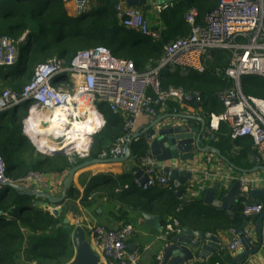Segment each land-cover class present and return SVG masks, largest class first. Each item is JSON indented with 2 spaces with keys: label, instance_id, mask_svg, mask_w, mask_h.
I'll return each instance as SVG.
<instances>
[{
  "label": "trees",
  "instance_id": "obj_1",
  "mask_svg": "<svg viewBox=\"0 0 264 264\" xmlns=\"http://www.w3.org/2000/svg\"><path fill=\"white\" fill-rule=\"evenodd\" d=\"M94 1L95 6L73 18L65 9V0H0V37H11L20 47L15 69L13 66L0 69L3 72L0 75V95L5 88L20 93L36 65L52 58L64 59L68 64L77 52L97 46L106 47L116 58L132 61L138 72H145L157 66L164 55L165 45L188 36L190 26L185 16L192 8L198 11L196 23L202 25L205 15L218 5V0L173 1L172 6L161 15L164 32L153 39L122 26L115 11L118 0H92L91 4ZM228 59V54L215 52L201 75L192 71L185 76L162 71L161 88H181L187 96H197L207 115H219L224 109L217 100V93L230 86V82L222 81L217 71L228 66ZM241 91L245 96L264 100V79L243 77ZM170 104L175 106L173 102ZM21 107L22 112L17 116ZM27 108L28 104L20 105L0 114V155L7 165L9 176L15 181L30 171L63 173L71 168L68 157L63 154H38L22 134L21 121L27 115ZM98 109L105 125L92 138L88 155L91 159L109 150L124 135L123 118L112 114L104 104L99 103ZM10 112L13 114L9 117ZM230 133L228 125L220 123L213 134L214 139H205L229 164L241 170L252 169V159L258 157L255 156L252 139L248 136L231 139ZM89 143L88 137L87 145ZM130 147L137 154V160L148 153L144 141H135ZM83 161L77 159L78 164ZM125 185L127 189L123 188ZM118 188L121 190L115 192ZM90 192L99 194L96 199L115 200L126 209L158 215L163 229L173 219L178 222L179 228H184L186 224L182 219L190 213L192 206L212 209L204 205L203 192L196 198L181 201L177 199L174 189L164 187L156 196H152L149 190L141 191L136 186L131 174L116 179L109 175L93 177L85 188V197L81 199L85 206ZM67 194L71 200L79 197L78 191L71 187ZM36 200L39 199L34 195L18 192L8 186L0 190V264H16L20 259L24 264H65L72 258L73 226L63 224L62 216L54 217L48 210L34 207ZM230 213L232 217H227L224 211L218 210L215 214L196 219L203 220L205 226H210L207 228L210 231L235 230L243 221L239 201L233 204ZM121 214L125 215L123 211ZM188 216L193 219V216ZM252 222H256L255 217ZM25 231L29 235H25ZM230 259L226 257L225 263H229Z\"/></svg>",
  "mask_w": 264,
  "mask_h": 264
},
{
  "label": "built area",
  "instance_id": "obj_2",
  "mask_svg": "<svg viewBox=\"0 0 264 264\" xmlns=\"http://www.w3.org/2000/svg\"><path fill=\"white\" fill-rule=\"evenodd\" d=\"M91 1L82 0L79 5L77 4V14L79 10L81 13L87 11ZM171 5L172 3L157 4L155 9L158 13H162ZM115 11L123 27L144 36L154 37L143 14L137 8L127 6V0H118ZM197 17L198 11L192 8L185 16L186 23L190 26L188 36L177 38L165 45L164 55L157 66L148 68L145 72H138L132 61L114 57L103 46L77 52L68 64L60 58H52L40 63L35 66L30 80L20 93L8 89L1 93L0 114L28 104L27 116L21 121V132L38 154L48 155L47 152L50 150L40 146L37 134L29 135L24 131V120L29 115H33L31 109L34 106L37 108L35 117L40 115L50 117L57 108L63 110L71 105L67 113L69 123L63 126L64 132L67 133L71 130L73 121L83 122L93 111L102 117L98 104H104L112 114L123 118L124 135L100 156L122 158L124 146L136 141L131 140V135L134 133L138 119L153 120L171 102L175 103L172 109L175 115L177 106L185 103L187 95L183 89L169 87L162 90L160 73L165 71L169 74L179 73L185 76L192 71L201 75L205 71L206 63L212 60L213 54L221 51L228 54L229 61L225 69L217 71V75L230 82V86L217 94L224 109L223 113L207 115L206 138L213 140V134L219 129L220 123H224L231 130V139L246 136L252 139L255 156H258L264 167V100L245 96L241 91L243 77L257 76L264 79V0H218L217 7L205 15L202 25L196 23ZM16 53L17 43L11 37H0V69L15 65L19 59ZM77 95L78 100L61 99V97ZM195 98L199 100L197 96ZM77 111H80L81 115L74 117L72 113ZM98 132L88 135L91 142L82 152L70 148L62 152L65 155L77 154L81 159L88 158V147L91 146L92 138ZM67 138V135H60L55 142L63 146ZM53 151L55 150L50 152ZM137 164L143 175L147 177L143 184L136 181V186L141 191L168 184L164 176L156 174L157 162L149 152L139 158ZM195 175L191 184L187 186L185 200L196 198L199 193H205L212 188V174L209 171L201 174L196 172ZM254 175L233 174L227 177L230 183L239 182L235 202H240L242 214L247 217L264 213V202L252 207L246 206L250 191L258 188L259 185H264V178ZM45 178L46 176L40 172L30 171L23 178L14 181L9 176L7 165L0 155V190L9 184H18L35 190L42 188L50 190L51 186ZM123 188L127 189V186ZM88 198L91 200V197ZM252 227L254 226L250 224L248 229H245L244 236L248 237ZM163 231L168 237L174 236L181 230L178 222L173 219L167 223ZM231 234L232 239L227 250L231 253L241 252L243 248L241 237L234 229L231 230ZM132 235L133 227L130 224L111 231L96 226L88 230L86 239L104 264H138V253L127 251V242ZM261 237V247L264 248V226ZM157 259L159 260L160 257Z\"/></svg>",
  "mask_w": 264,
  "mask_h": 264
},
{
  "label": "water",
  "instance_id": "obj_3",
  "mask_svg": "<svg viewBox=\"0 0 264 264\" xmlns=\"http://www.w3.org/2000/svg\"><path fill=\"white\" fill-rule=\"evenodd\" d=\"M81 1L82 0H77L76 2L79 5ZM145 4L146 0H127V6L129 7H144ZM79 14H81L80 10L78 12V15ZM185 101L193 105L194 108L200 107V102L193 95H188L185 98ZM207 121L208 118L206 117L188 116L184 114L161 117L150 122L144 131H136L131 135V140L144 141L147 144L149 154L159 164L157 168L162 171L168 185L176 190L177 198H180L185 194L183 186L188 182L191 176L189 169H187L191 167L187 166V164L193 165L198 160L199 155L201 156L209 152L216 156L220 161L227 164L236 174L250 175L259 171L264 172L263 166H255V157L252 161V164L254 165L252 169L241 170L229 164L227 159L223 157L217 149L208 145L203 146V139L207 135ZM193 122H198L200 126L198 128L194 127ZM47 153L50 156L54 154H63L62 151H49ZM101 158L102 159L84 160L71 167L67 171L66 178L62 182L59 196H53L43 190L30 189L18 184H9L8 187L13 188L18 192L44 198L47 201L44 207L49 206L52 215L57 217L61 211L66 209L64 200L67 191L71 187L76 172L103 161L123 163L129 159L137 160V155L131 150V147L127 143L124 146V155L122 158ZM179 163H182L187 167L182 168L178 166ZM135 178L141 184L145 183L147 180V177L143 175L141 170L136 173ZM220 186V183H216L210 190L206 191L203 195V202L213 208L228 211L235 203L239 189V182L234 181L229 189L225 191V195L216 199L217 193L220 192ZM262 187L263 188H256L250 191L246 206L252 207L264 202V185H262ZM41 206V204H36V207ZM69 210L73 212L74 207L70 206ZM148 219L151 220V217L148 216ZM242 219L243 223L236 232L241 237L243 248L241 253L238 254L230 264H245L247 259L255 256L261 249V231L264 225V213L256 218V242L252 241L251 237L244 236V231L248 226L249 218L243 215ZM63 223H69V220L65 218ZM220 242L221 240L219 236H216L212 232L184 227L179 233L165 241V245L161 250L160 259L156 264H192L195 257L197 260L203 262L209 255L220 249ZM73 245L75 256L72 262L68 264H104L101 258L95 253L94 248L90 245L89 241L85 238L84 231L81 227H77L74 231Z\"/></svg>",
  "mask_w": 264,
  "mask_h": 264
},
{
  "label": "crops",
  "instance_id": "obj_4",
  "mask_svg": "<svg viewBox=\"0 0 264 264\" xmlns=\"http://www.w3.org/2000/svg\"><path fill=\"white\" fill-rule=\"evenodd\" d=\"M173 1L175 0H151V3H152L151 8L148 9L146 6L138 7L140 12H142L143 16H145V20L148 23L149 30L151 34L154 35L153 37L154 39H157L165 30V24L161 16L162 13H158L155 9V6L157 4H162V3L163 4L172 3ZM90 4L88 6V9L91 6H95V1L91 5ZM171 6H168V7H171ZM65 9L69 16L73 18L77 16V3L75 0H65ZM222 81L224 80L222 79ZM224 83L226 84V82ZM173 107L174 106H172L171 104L167 105L165 109L162 111V113H160L159 116L154 118L153 120L157 118H161V117H167V116L174 115L172 113ZM182 114L188 115V116L207 118V113L204 109V106L201 104V102H200V107L194 108L193 105L185 101L184 104L177 107V114L175 115H182ZM153 120H149L147 118L138 119L134 127V133L136 131H141V132L144 131V129ZM193 125L196 128L200 126L198 122H193ZM206 141L207 140L204 137L203 146H206V145L210 146L208 141L207 142ZM87 142H88V137H87ZM96 159H102V158L99 155L98 157H95L94 159L93 158L91 159L88 157L84 160H96ZM70 163H72L71 164L72 167L78 164L76 160L70 161ZM158 165L159 164L157 163V166ZM178 166L182 168H185L187 166L191 167V168H187L189 169V172L191 174L190 176L191 180L189 179L188 182L183 186L184 191L188 189L187 186L188 184H191L192 178L193 179L195 178L196 172L198 174H201L204 171H209L212 174L211 187H213L216 183L221 184L220 192L217 193L216 199H219L220 197L225 195V191L229 189V187L231 186V183L229 182V180H227L228 179L227 177H230L233 174H235V172L232 171V169L227 164L220 161L216 156L212 155L210 152L203 154L201 156L199 155L198 160L193 165L187 164L186 166L182 163H179ZM255 166H263V163H261L260 159L258 158L256 159ZM134 167H135V170H133ZM69 169L70 168H68L63 173L44 174L46 176L45 179L47 183L50 184L51 188L50 190L48 188H42L41 190L53 196H59L61 192V188H62V182L66 178V174ZM139 170L140 169L138 167L137 160H130V159L123 163H113V162L103 161V162L96 163L84 169L79 170L78 172L75 173L72 183H71V188L78 191L79 197L76 200H71V198L67 194L64 200L66 209L61 211L58 216L64 213L65 214L64 218H67L69 220L68 224H70L71 226H74L73 227L74 231L77 227H81L83 229L85 238L88 237V230L96 226L103 227L105 230L111 231V230L119 229L123 227V225L130 224L133 227V235L127 242V251L138 253L139 255L138 264H156L158 261L157 258L161 256V250L163 246L165 245V241L169 240L172 237V236L166 237L164 235L163 227L161 226V218L158 215L144 214V213H139V212L126 209L124 208V206H122L121 203L115 200L108 201L106 199H100V198L96 199V197L99 194L95 192H90L88 194V197H91V200L87 197V200H86L87 206H85L81 201V199L85 197V188L93 177L95 176L97 177L101 175L103 176L109 175L113 177V179H116L118 176L131 174L134 180L136 181L135 175ZM156 174L163 176L162 171L158 168L156 169ZM254 174H255L254 176L256 177L264 178L263 171H259ZM223 183H226V185L223 186L222 185ZM164 187H168L169 189L171 188L174 189L172 186L167 184L165 186L152 187L149 191L152 196H156L159 193V191L162 190V188ZM258 188H263V187L262 185H259ZM118 189H121V188H118ZM174 191L176 193L175 189ZM199 195L200 193L198 194V196ZM184 197L185 196L182 195L180 198H177V199L182 201L184 200ZM36 199H39V200L35 201L34 207H36V204H41L42 205L41 207H36V208H41L43 210L49 209V206L44 207V205L47 203V201L44 198L36 197ZM204 205L206 206L205 203ZM70 206L74 207L73 212L69 210ZM189 209H190V213H188V215L193 216V219L195 220H193L191 217L187 215L185 218L182 219L183 222L186 224L185 227L194 229V230H204L206 232H212L216 236H219L221 240L220 242L221 246L218 251L209 255L206 258V260L203 262L197 260V258L195 257L192 264H230L231 261L238 254L241 253L240 251H235L234 253H231L227 250V247L232 239L231 230H233L234 228L226 230V231L214 232V231H210L209 229H207L210 226H205L204 225L205 222L203 220L196 219V217L198 218L199 216L206 217L207 215L215 214L216 211L221 210V209H217L213 207L212 209H210L209 207L205 209V208H200L197 205L192 206ZM230 210L228 211L221 210V211L225 212V216L230 217L231 215ZM121 211H123L125 215H122ZM147 215L151 217V220L148 219ZM189 218L192 219L193 221H191ZM77 220L79 221V225L76 224ZM249 222L254 227L250 228L251 230L248 236L251 237L252 241L256 242L257 241V237L255 235V223L256 222L253 223L252 218L249 219ZM242 223L243 221H241L240 225L238 226L237 229H235V231H237L241 227ZM228 256L229 258H231L230 262L225 263L226 257ZM245 264H264V248L261 247V249L258 251V253L255 256L247 259Z\"/></svg>",
  "mask_w": 264,
  "mask_h": 264
},
{
  "label": "clouds",
  "instance_id": "obj_5",
  "mask_svg": "<svg viewBox=\"0 0 264 264\" xmlns=\"http://www.w3.org/2000/svg\"><path fill=\"white\" fill-rule=\"evenodd\" d=\"M13 66H15V65H13ZM61 99L78 100L79 96L77 95V96H72V97H61ZM81 106L83 107V102H81ZM70 109H71V105H69L68 108L63 109V110L61 108H57L56 111H55V117L56 118L51 120L52 127L45 130V129H43L41 127V120L46 119V117H41L40 119L34 120L33 116H35V114L37 112V108L34 106L31 109V112H32L33 116H29V118L25 121V125H26L25 128H24L25 133L29 134V135H32V134H35V133L43 134L46 131L49 134L54 133L56 136L67 135L70 139H73V140L74 139H79V140H81L83 142L85 140V136L83 135L84 133H95V132H98L102 127H104L103 125H104L105 122H104L103 118L101 116H99L96 112L93 111V112L90 113V116H89V118L87 120H85L83 122L73 121L71 130L69 132L65 133L64 129H63V126H64V124L69 123V121L67 119V113L70 111ZM84 111H88V109H84ZM72 115L74 117H78V116L81 115V112L77 111V112L72 113ZM206 137H207V135H206ZM45 143H47V142L45 141ZM129 146H131V144ZM89 149H90V147H89ZM48 156H50V155H48ZM82 160H84V159H82ZM136 181H138V180H136ZM26 188H28V187H26ZM47 210L49 211L51 209L49 208ZM50 213L52 214V212H50ZM230 217H232V215ZM248 218L250 219V218H253V217H248ZM255 218H257V216H255ZM249 225H250V222L248 223V226Z\"/></svg>",
  "mask_w": 264,
  "mask_h": 264
},
{
  "label": "bare ground",
  "instance_id": "obj_6",
  "mask_svg": "<svg viewBox=\"0 0 264 264\" xmlns=\"http://www.w3.org/2000/svg\"><path fill=\"white\" fill-rule=\"evenodd\" d=\"M55 111L56 110H54L52 112V115L50 117L48 115H44V116L40 115L38 117H35L33 115L32 116H33L34 120L40 119L41 117H46V119L41 120V127L46 130V129H49L52 127L51 120L56 118V117H53L55 115ZM29 116H31V115H29ZM29 116L24 121H26L29 118ZM36 134L38 136V138H37L38 143L40 144V146L42 148H44L46 150L64 151L65 149L70 148L72 150L76 149L77 151L82 152L85 149L84 147H86L85 145H87L88 135H91L92 133H84L83 135L85 136V140L83 142L79 139L73 140V139H70L68 137L67 140H65L63 142V144H64L63 146H61L55 142L56 141L55 139L58 136H56L54 133L49 134L45 131L43 134H40V133H36ZM45 141L47 143H45ZM90 142H91V140H90Z\"/></svg>",
  "mask_w": 264,
  "mask_h": 264
},
{
  "label": "rangeland",
  "instance_id": "obj_7",
  "mask_svg": "<svg viewBox=\"0 0 264 264\" xmlns=\"http://www.w3.org/2000/svg\"><path fill=\"white\" fill-rule=\"evenodd\" d=\"M163 4V3H162ZM148 9L149 8H151L152 7V3H151V0H147L146 1V5H145ZM148 9H146V10H148ZM19 53H20V47L19 46H17V53H16V55H19ZM8 69H10V68H8ZM8 69H6V70H8ZM15 69V66H13V70ZM0 75L2 76L3 75V72H0ZM1 84V83H0ZM4 90H7V89H4ZM3 90V91H4ZM22 107L21 108H19V110L17 111V116H19L20 114H21V112H22ZM12 114H13V112H10V114H8V116L10 117V116H12ZM7 116V117H8ZM89 150V149H88ZM63 155H65V154H63ZM66 157H68L69 158V160L70 161H73V160H76L77 161V158H79L78 156H77V154H71V155H65ZM80 159V158H79ZM60 216H62L63 217V221H64V217H65V214L63 213V214H61ZM77 222L79 223V221L77 220ZM77 222H76V224H77ZM63 224H68V223H63ZM60 225V224H59ZM70 225V224H69ZM71 226V225H70ZM74 227V226H73ZM24 234L25 235H29V233L27 232V231H25L24 232ZM73 235H74V229H73V231H72V236H71V242H72V250H73V255H72V258L67 262V263H65V264H68V263H70V262H72V260L74 259V256H75V249H74V245H73ZM16 264H24L23 263V261H22V259H20L19 261H17V263ZM32 264H35V263H32ZM48 264H50V263H48ZM51 264H54V263H51Z\"/></svg>",
  "mask_w": 264,
  "mask_h": 264
}]
</instances>
